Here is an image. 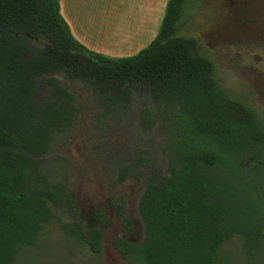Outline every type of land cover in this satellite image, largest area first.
<instances>
[{
    "label": "trees",
    "instance_id": "16d2710c",
    "mask_svg": "<svg viewBox=\"0 0 264 264\" xmlns=\"http://www.w3.org/2000/svg\"><path fill=\"white\" fill-rule=\"evenodd\" d=\"M201 1L169 0L148 46L110 57L76 39L60 0H0V264H15L23 249L37 245L63 203L73 208L44 171L52 144L79 117L66 81L87 88L103 117L129 114L137 95L171 118L167 170L142 157L133 162L148 174L138 201L143 241L118 240L127 260L222 264L224 245L236 237L249 255L263 250L264 192L243 176L241 162L264 156V126L253 108L219 86L197 39L179 33ZM39 82L49 88L40 102ZM67 227L101 253L103 230L95 223Z\"/></svg>",
    "mask_w": 264,
    "mask_h": 264
},
{
    "label": "rangeland",
    "instance_id": "374dc122",
    "mask_svg": "<svg viewBox=\"0 0 264 264\" xmlns=\"http://www.w3.org/2000/svg\"><path fill=\"white\" fill-rule=\"evenodd\" d=\"M179 33L197 39L199 51L215 64L219 86L253 108L264 126V0H202L195 17ZM65 83L75 94L79 117L75 127L52 144L44 157V171L53 185L65 188L73 208L64 209L63 203L44 226L37 245L23 249L15 264H135L123 256L118 244L121 239L144 238L137 204L148 168L133 162L142 157L167 170L164 146L171 118L158 115L151 105L147 108L137 95L129 114L103 117L87 88ZM48 93L49 88L39 82L36 100ZM263 158L256 154L241 162L243 176L262 194ZM101 211L105 226L98 222ZM79 220L102 228L100 254L70 234L67 224ZM221 256L222 264H264V246L249 255L236 237L224 245Z\"/></svg>",
    "mask_w": 264,
    "mask_h": 264
},
{
    "label": "crops",
    "instance_id": "0c3cea01",
    "mask_svg": "<svg viewBox=\"0 0 264 264\" xmlns=\"http://www.w3.org/2000/svg\"><path fill=\"white\" fill-rule=\"evenodd\" d=\"M169 0H60L73 35L90 50L128 57L158 35Z\"/></svg>",
    "mask_w": 264,
    "mask_h": 264
},
{
    "label": "flooded vegetation",
    "instance_id": "af4514ba",
    "mask_svg": "<svg viewBox=\"0 0 264 264\" xmlns=\"http://www.w3.org/2000/svg\"><path fill=\"white\" fill-rule=\"evenodd\" d=\"M137 208H138V204H137ZM100 223L101 226H105V224L102 222V221H98ZM128 227V226H127ZM100 229H102L100 226H99ZM130 229V227H128V230ZM131 230V229H130ZM125 241H129V240H125ZM129 242H133V243H141V242H135V241H129Z\"/></svg>",
    "mask_w": 264,
    "mask_h": 264
}]
</instances>
